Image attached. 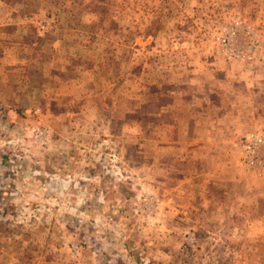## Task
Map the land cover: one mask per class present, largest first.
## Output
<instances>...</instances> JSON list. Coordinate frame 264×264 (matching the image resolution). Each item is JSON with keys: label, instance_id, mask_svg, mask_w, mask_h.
<instances>
[{"label": "rangeland", "instance_id": "1", "mask_svg": "<svg viewBox=\"0 0 264 264\" xmlns=\"http://www.w3.org/2000/svg\"><path fill=\"white\" fill-rule=\"evenodd\" d=\"M250 131L264 0H0V264H264Z\"/></svg>", "mask_w": 264, "mask_h": 264}, {"label": "built area", "instance_id": "2", "mask_svg": "<svg viewBox=\"0 0 264 264\" xmlns=\"http://www.w3.org/2000/svg\"><path fill=\"white\" fill-rule=\"evenodd\" d=\"M237 26L221 37V43L230 58L240 57L244 48L232 42L231 38H241ZM238 145L241 151V160L245 168L251 171L264 173V133L250 131L240 136Z\"/></svg>", "mask_w": 264, "mask_h": 264}, {"label": "crops", "instance_id": "3", "mask_svg": "<svg viewBox=\"0 0 264 264\" xmlns=\"http://www.w3.org/2000/svg\"><path fill=\"white\" fill-rule=\"evenodd\" d=\"M239 146V145H238ZM239 149H240V146H239Z\"/></svg>", "mask_w": 264, "mask_h": 264}]
</instances>
